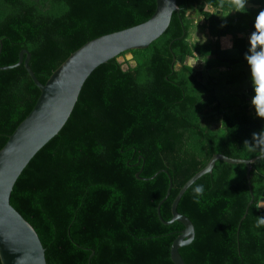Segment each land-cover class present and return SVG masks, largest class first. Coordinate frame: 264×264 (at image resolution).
<instances>
[{
    "label": "trees",
    "instance_id": "trees-1",
    "mask_svg": "<svg viewBox=\"0 0 264 264\" xmlns=\"http://www.w3.org/2000/svg\"><path fill=\"white\" fill-rule=\"evenodd\" d=\"M247 1L257 7L176 0L179 12L167 29L146 48L129 50L132 65L115 57L89 74L67 121L10 194L47 264H174L170 246L183 225L162 222L157 205L171 184L159 210L168 221L181 186L216 153L262 155L249 171L253 201L241 220L251 198L247 167L216 160L177 204L195 230L178 251L185 264H264V225L256 227L264 219V118L252 81L238 95L253 52L245 34L257 32L264 0ZM154 9L155 0H0V66L16 63L26 49L44 83L85 42L144 22ZM188 11L202 19L210 40L192 42ZM39 93L23 64L0 69V149ZM199 185L202 195L194 192Z\"/></svg>",
    "mask_w": 264,
    "mask_h": 264
},
{
    "label": "water",
    "instance_id": "water-1",
    "mask_svg": "<svg viewBox=\"0 0 264 264\" xmlns=\"http://www.w3.org/2000/svg\"><path fill=\"white\" fill-rule=\"evenodd\" d=\"M174 12H179L176 0H155V9L147 20L88 40L71 52L52 71L44 83L37 79L30 68L31 55L26 49L19 51L16 63L0 66V69H9L23 64L40 92L30 112L16 126L0 149L1 264H47L44 247L34 227L10 203V194L17 178L36 152L63 127L89 74L98 65L111 58L117 57L118 60V56L123 52L146 48L167 29ZM1 47L2 41L0 40V52ZM261 156L241 159L220 153L213 154L205 166L181 186L171 204V218L168 221H163L159 210L161 203L169 196L171 184L168 186L166 194L159 201L156 210L162 222L178 221L183 225V229L170 246V258L174 264H185L178 250L182 246L190 244L195 236L191 220L177 211V204L186 189L199 177L210 173L216 160H222L229 164H245L251 198L246 205L242 220L253 201L249 178L251 163ZM258 206L264 209V195L260 198Z\"/></svg>",
    "mask_w": 264,
    "mask_h": 264
},
{
    "label": "clouds",
    "instance_id": "clouds-1",
    "mask_svg": "<svg viewBox=\"0 0 264 264\" xmlns=\"http://www.w3.org/2000/svg\"><path fill=\"white\" fill-rule=\"evenodd\" d=\"M233 5L236 10H245V0H233ZM255 28L257 32L253 33L251 43L253 49L259 44L262 46V50L256 55L249 57V62L252 65L253 90L256 93L253 102L257 107L258 115L264 118V10H261L257 15ZM194 192L202 195L204 192L203 185L196 186ZM196 202L199 203V200L197 199ZM262 225H264V219H259L256 227Z\"/></svg>",
    "mask_w": 264,
    "mask_h": 264
},
{
    "label": "crops",
    "instance_id": "crops-1",
    "mask_svg": "<svg viewBox=\"0 0 264 264\" xmlns=\"http://www.w3.org/2000/svg\"><path fill=\"white\" fill-rule=\"evenodd\" d=\"M245 4H246L247 7H250V6H252L254 8L257 7V5H253L249 1H247ZM209 10L212 11L213 9L210 8ZM216 13L220 15L222 12L220 10H217ZM229 15H231V16L234 17L236 15L235 10L230 11L229 12ZM207 35L209 36L207 29L204 30L203 34H201V32H199V31H195V32H193L191 34V40L194 43H203V42H205L206 38L208 37ZM252 37H253V34L252 33H246L245 34V38L250 43H251ZM209 38H211V37H209ZM227 44H228V42H227ZM249 57H252L251 54L250 55H247V59H249ZM244 68H245L244 71H245V75H246V80H244V82L241 83V86H240V89H239V94H238L240 98L242 97V90L244 91L246 85L249 84L247 82L252 81V83H254V79H253V75H252V65L251 64H248V66H246V67L244 66ZM221 70H224V68H221Z\"/></svg>",
    "mask_w": 264,
    "mask_h": 264
},
{
    "label": "rangeland",
    "instance_id": "rangeland-1",
    "mask_svg": "<svg viewBox=\"0 0 264 264\" xmlns=\"http://www.w3.org/2000/svg\"><path fill=\"white\" fill-rule=\"evenodd\" d=\"M187 15L193 17V21H192V26L190 28L189 31V38L191 39V34L195 31H199L201 32V34H203L204 30L206 28H204L202 26V19L198 18V16L196 15L195 11H188ZM207 34V33H206ZM208 36V35H207ZM210 36H208L205 40L208 41L210 40L209 38ZM118 60L119 62H121L123 64V67H126L128 64H133L134 61L132 59V53L131 52H125L122 55L118 56ZM126 61H128L129 63H126ZM188 64H190L191 66L195 67V68H202V62L199 59L196 58H189L188 59ZM219 72H216V74H218Z\"/></svg>",
    "mask_w": 264,
    "mask_h": 264
},
{
    "label": "built area",
    "instance_id": "built-area-1",
    "mask_svg": "<svg viewBox=\"0 0 264 264\" xmlns=\"http://www.w3.org/2000/svg\"><path fill=\"white\" fill-rule=\"evenodd\" d=\"M262 46L259 44L253 49L252 56L256 55L257 53L261 52Z\"/></svg>",
    "mask_w": 264,
    "mask_h": 264
}]
</instances>
